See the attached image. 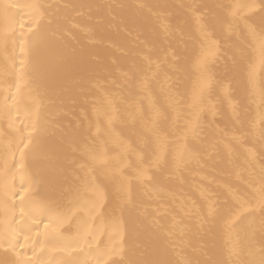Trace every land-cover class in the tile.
<instances>
[{
    "label": "snow or ice",
    "instance_id": "obj_1",
    "mask_svg": "<svg viewBox=\"0 0 264 264\" xmlns=\"http://www.w3.org/2000/svg\"><path fill=\"white\" fill-rule=\"evenodd\" d=\"M3 7L6 15L14 8L21 21L27 10L35 24L26 38V87L38 117L46 101L55 103L42 58L53 39L80 32L95 44L96 26L103 25L106 19L109 27L114 24L117 31L133 35L128 22H117L113 15L115 10L131 7L136 10L130 22L137 29L138 43L134 51L123 53L130 56L126 69L113 72L103 67L92 73L97 78L75 82L78 94L84 97V106L74 128L61 129L53 122L37 119L26 134L18 130L19 143L13 141L20 153L18 168L22 175L18 190L13 144L4 147L0 158V264H34L26 255L30 249L35 254L39 243L32 240V229L39 228L45 220L51 222L44 223L46 230L53 225L59 228L69 217L77 221L76 235L63 242L88 245L96 264H194L196 259L210 258L217 234L227 237L222 257L233 264H264V0H189L181 5L141 0L130 6L67 3L60 6L64 11L52 18L36 2ZM174 8L178 11H172ZM145 25L152 26L155 39H139ZM241 26L250 47L241 46ZM10 39L6 30L0 32L5 53ZM20 39L23 52L24 38ZM222 43L233 50L225 72H243L248 83L247 108L255 105L254 112L242 109L243 102L233 98L230 80H218L213 73ZM8 59L13 58H6L5 73ZM98 59L93 57L94 61ZM189 66L198 78L192 92L191 116L183 128L169 140L160 130V124L169 118L167 110L154 108L153 116L145 122L154 142L138 137L134 147L117 139L119 155L110 157L105 137L120 118L119 107L130 101L137 90L150 93L158 87L176 111L180 85ZM214 86L219 92L215 102L209 98ZM15 87L19 93L20 84ZM205 114L210 118L207 122ZM242 115L248 119L242 121ZM58 132L68 138L76 170L81 173L79 182L68 191L47 190L49 177L31 167L46 158L44 143ZM9 152L13 155L11 162ZM128 155L134 156L132 163L126 159ZM129 169L134 171L131 176L125 175ZM99 172L111 178L109 184L97 183ZM189 176L193 181L190 185ZM186 185L194 190L195 199L183 191ZM193 222L199 225L195 232ZM141 224H146L160 241L155 249L158 259L127 258L126 241L138 236ZM44 235L49 237L47 232ZM104 235L110 243L101 246ZM205 237L204 243L193 245V239L201 241ZM50 238L61 239L55 232ZM117 256L119 260L114 259ZM55 264L89 262L69 257Z\"/></svg>",
    "mask_w": 264,
    "mask_h": 264
},
{
    "label": "bare ground",
    "instance_id": "obj_2",
    "mask_svg": "<svg viewBox=\"0 0 264 264\" xmlns=\"http://www.w3.org/2000/svg\"><path fill=\"white\" fill-rule=\"evenodd\" d=\"M36 2L44 6L42 12L46 11L49 18L54 17L64 10L61 5L67 3H86V4H123L133 5L141 0H0V32L7 31L11 37L8 44V52L3 51L0 45V158L4 155V147L8 144L19 143L18 130H22L25 134L30 130L31 125L37 119L42 121H50L60 126L61 129L69 127L74 128L77 120L80 119L81 108L84 106L82 101L83 96L79 95V89L74 87L77 80L84 78H97L92 73L99 71L100 68L107 67L115 72L119 68H127L130 56H125L124 51H134V45L138 43L135 39L137 29L131 24L130 20L135 14V9L126 7L123 10H115L113 15L117 16V22L124 20L128 22V29L133 35H128L124 31H117L115 25L109 27L107 19L105 23L96 26V43L90 44L89 37L80 32H73L72 37L64 36L63 38L53 39L49 46L44 50L42 58L45 65V77L49 87L50 95L55 103L50 104L45 102L43 110L39 117L35 114L32 106V99L29 95L27 69L29 61V49L27 47L26 38L30 35L29 29L35 28L32 18L25 10L23 20L21 16L16 14L14 8L8 10L5 14L4 5H16L19 3ZM149 4H170L181 5L188 3L189 0H142ZM207 3H212L213 0H205ZM50 6V7H49ZM178 11V9H172ZM107 16V13H104ZM95 19V17L93 18ZM86 22V21H85ZM23 23V28H21ZM152 26L145 25L143 34L139 39H155L152 35ZM24 38V51H21L22 40ZM158 42V40H157ZM113 45V46H109ZM10 56L14 59H8V72L5 73L4 66L6 58ZM93 57H98V61H94ZM115 62V63H114ZM217 72L221 79L225 77V68L219 66ZM198 74L194 68H191V75L188 78L187 88L182 90L185 94L178 96L180 101L179 107L173 111L166 94L156 91L143 93L136 91L130 101H125L123 106L119 107L121 113L120 118L115 122L110 132L106 134L108 141L109 156L114 157L119 155L120 149L116 143L117 139H122L133 145H138V137L144 140L154 142V137L145 127V122L149 121L153 116V109L157 108L161 111L167 110L168 120L160 124L162 135H168L169 140L173 139L177 130L182 129L185 121L191 116L192 92L197 83ZM230 87L233 94L240 99L247 97L248 83L242 80L238 74L232 73ZM19 83L21 91L18 93L15 85ZM13 97L15 99L13 100ZM213 101H217L218 96H214ZM132 104V107H129ZM247 99H244L242 109L255 111V105L251 109L247 108ZM10 109V111H9ZM179 113V115H178ZM210 119L204 116L205 122ZM242 121L248 119L247 116L241 117ZM221 127L223 123L217 121ZM68 138L62 136L59 132L48 137L44 143L46 153L45 159H39L31 166L32 170L40 171L45 176L49 177V184L45 188L49 191L52 189L68 191L72 189L78 182L81 176L76 170L75 163H69L74 160V155L69 150ZM154 146V144H153ZM22 147V145H21ZM13 152H15V161L17 168L13 169L16 173L15 185L18 190L20 187V178L22 173L19 172L18 162L20 153L15 149L13 144ZM151 155V153H150ZM129 163L134 161V156L126 157ZM8 160H13L12 152L8 153ZM133 169L125 172V175H133ZM197 180L199 177L196 178ZM111 178L103 172L97 173V183L109 184ZM189 185L193 182L191 176L188 177ZM189 185H186L183 191L195 199L194 190H190ZM45 188H42L43 192ZM18 201L19 195L15 197ZM3 217V212L0 210V219ZM11 220V217H9ZM16 222H20L19 207L16 209ZM44 223H51L45 220L40 223L39 228L32 229V240H39L36 244L35 254L30 249L27 251V257L34 260V264H55V261L63 260L71 257L75 260H87L89 264H96L94 255L88 252V245L81 242L79 246L76 244L66 245L63 240L69 239L76 235L77 221L69 217L59 228L53 225L50 229L44 228ZM49 233V237L44 234ZM55 232L61 239H51L50 235ZM37 233H40L37 236ZM103 244L108 245L109 239L107 235L102 237ZM160 241L154 235L146 224L138 226V236L134 239L126 241L128 248L127 258L135 261L142 257L158 259L159 253L155 252ZM199 241L193 239V245ZM227 237L218 235L212 241V257L216 260L221 259V252L226 246ZM95 247V243L92 245ZM79 255H76V254ZM2 258V255H0ZM119 260L120 257H114Z\"/></svg>",
    "mask_w": 264,
    "mask_h": 264
},
{
    "label": "clouds",
    "instance_id": "obj_3",
    "mask_svg": "<svg viewBox=\"0 0 264 264\" xmlns=\"http://www.w3.org/2000/svg\"><path fill=\"white\" fill-rule=\"evenodd\" d=\"M240 32H241V35H240L241 46L250 47L248 41L244 37L242 26L240 28ZM232 55H233V50L230 47H228L226 44L222 43L220 52L218 54V58H217L215 64L213 65V68H212L213 73L218 80L221 78H220L219 73L217 72V68L219 66H223L225 68V66L229 65L231 58H232ZM190 75H191V67L189 66L185 70V75H184L183 81L180 85V92L182 95L185 94L182 90H185L187 88L188 78H190ZM238 75L242 80H246L245 76L243 75V72L238 73ZM231 77H232V73L225 72L224 79H231ZM214 96H219L218 88L216 86H214L213 91L211 93V96L209 98L212 99ZM233 98L239 99L242 102H244V99H247V97H245L244 99H240V98L236 97L235 94H233ZM205 117H206V114H205ZM68 147H69L71 154L74 155L72 147L70 144L68 145ZM69 163H74V160H70ZM198 228H199V225L195 224V222H193V231L195 232L196 229H198ZM206 230H207V226L205 227V231ZM217 236H218V234L215 236V238ZM160 239L162 241L164 239V237L161 236ZM206 240H207V237H205L204 240H201L199 242L204 243ZM194 264H233V261L229 260L227 257H221V259L216 260L211 255L210 258L194 260Z\"/></svg>",
    "mask_w": 264,
    "mask_h": 264
}]
</instances>
